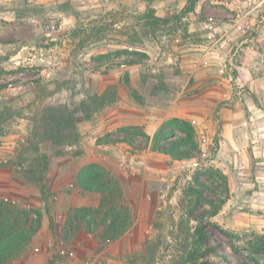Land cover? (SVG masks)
Wrapping results in <instances>:
<instances>
[{"label": "rangeland", "instance_id": "obj_1", "mask_svg": "<svg viewBox=\"0 0 264 264\" xmlns=\"http://www.w3.org/2000/svg\"><path fill=\"white\" fill-rule=\"evenodd\" d=\"M186 3L0 0V199L26 209L33 226L37 211L49 222L22 256L2 264H182L198 221L211 264H264L257 238L264 235V0H199V11L182 13ZM154 6L160 16L181 18L154 28L144 19ZM92 94L105 98L91 113L78 111L77 126L99 129L95 163L121 182L134 224L111 243L101 242L98 228L73 245L79 235L65 239L67 214L101 197L77 192L76 180L58 183L61 166L71 181L72 168L88 160L83 136L79 146L54 143L34 138L33 128L43 106L73 107ZM172 117L196 126L194 158L175 162L140 134L153 135L144 122ZM35 142L51 162L50 213L23 173L39 154ZM195 176L215 205L223 201L219 210L204 202L191 214L181 201ZM73 191L76 205L66 204L62 195Z\"/></svg>", "mask_w": 264, "mask_h": 264}, {"label": "trees", "instance_id": "obj_2", "mask_svg": "<svg viewBox=\"0 0 264 264\" xmlns=\"http://www.w3.org/2000/svg\"><path fill=\"white\" fill-rule=\"evenodd\" d=\"M199 0H187L182 13L193 12ZM181 18V14L172 16H159L155 8H149L144 16L147 24L154 28L167 27L173 20ZM85 28L78 27L74 30L77 36H81ZM84 42L82 43V46ZM105 97L92 94L77 106L68 103L58 105H45L37 114L33 128V137L42 140H51L54 143H66L79 146L82 135L77 126L76 114L82 111L86 114L94 110V104L104 100ZM115 101V98L107 101L104 105ZM127 130V129H126ZM150 144L153 151L164 153L173 160H187L195 157L200 150L201 144L196 126L188 119L172 117L164 120L153 135L140 131ZM118 140H112L116 142ZM126 142L134 145V139ZM34 150L39 154L30 159V164L25 171V177L29 181L37 183L40 193L45 202V210L50 213L51 191L47 183V174L50 167V158L45 153H40L39 143H33ZM81 154L82 150L76 152ZM228 185L227 182H225ZM76 185L81 192H96L100 194V201L96 206L72 208L66 217V228L69 235L67 241L73 239L78 232L85 227L87 233L98 232L103 244L111 243L119 239L134 224V217L126 205H124V191L121 182L114 177L110 170L100 164L89 163L80 168L76 175ZM206 183L195 176L189 181L183 190L182 202L189 204L192 214L199 205L207 203L211 206L215 202L204 193ZM223 201L216 206L219 210ZM30 220L26 209L15 206L11 201L0 199V264L15 260L22 256L26 247L32 242L35 233L43 222V213L37 211V225L29 224ZM51 229L54 230V219L50 216ZM206 225L198 221L192 234V243L185 248L182 255V264H211L208 255L213 249L207 243ZM259 249L264 251V235H257Z\"/></svg>", "mask_w": 264, "mask_h": 264}, {"label": "crops", "instance_id": "obj_3", "mask_svg": "<svg viewBox=\"0 0 264 264\" xmlns=\"http://www.w3.org/2000/svg\"><path fill=\"white\" fill-rule=\"evenodd\" d=\"M154 8H156V7L154 6ZM199 8H201V6H199V7L196 6V11H199ZM157 15H159V14L157 13ZM120 108L121 107L116 106L117 110H120ZM172 116H182V114L181 113H175ZM144 123L146 124L145 127H146L147 131L150 132V130H151L152 133H154L157 130V128L160 126V123L156 124L157 123L156 121H151V122L146 121ZM80 130H81V133H82V136H83V142L82 143H83L84 152H83L82 155H85L88 160L84 161L81 164H78L75 168H72L71 181H69V179L66 178L68 169L65 168V166H61L60 167V169H59L60 172L58 173V176H59L58 183H59L60 187H62V188L71 187V186L74 187V184H75L74 182L76 180V175H77L78 171L80 170V168L83 165L87 164V163H92V162L95 163V162L98 161V158L96 156H93V151L94 150L91 147V143H92L93 140H96V137L93 138V136L96 135V133L99 131V129H97L96 126L90 125V128L88 130H85V129H80ZM102 145H104V144H99L98 143V146H102ZM174 161L178 162V161H186V160H174ZM79 191H80V189L78 187L77 188V192H79ZM75 193L76 192L73 191L72 195H62L63 198H66V204H68V200H70L69 205H74L75 204L74 202H72V199H73V196L75 195ZM88 193H91V192L87 191L86 194H88ZM47 224H49V222L47 223V219L43 218L42 230L45 231L46 227L48 226ZM78 235H77L78 236L77 238H75V239H73L71 241V244H73V245L79 244L80 241H81L80 237L81 236H84V237L89 236L90 233H87L86 231L81 229L79 231ZM48 240H49V237H48Z\"/></svg>", "mask_w": 264, "mask_h": 264}]
</instances>
